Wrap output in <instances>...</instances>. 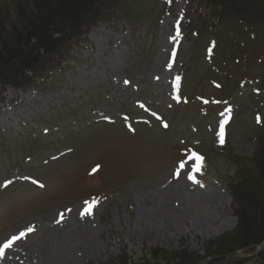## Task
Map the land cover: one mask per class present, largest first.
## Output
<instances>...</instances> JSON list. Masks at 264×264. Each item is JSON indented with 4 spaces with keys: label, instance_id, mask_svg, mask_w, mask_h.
I'll return each instance as SVG.
<instances>
[{
    "label": "rangeland",
    "instance_id": "374dc122",
    "mask_svg": "<svg viewBox=\"0 0 264 264\" xmlns=\"http://www.w3.org/2000/svg\"><path fill=\"white\" fill-rule=\"evenodd\" d=\"M119 3L46 85L0 96V264H132L180 249L195 260L237 225V160L221 144L250 159L264 136V26L250 41L219 36L231 80H255L224 102L203 46L182 33L196 16L187 0L165 15L152 0Z\"/></svg>",
    "mask_w": 264,
    "mask_h": 264
},
{
    "label": "trees",
    "instance_id": "16d2710c",
    "mask_svg": "<svg viewBox=\"0 0 264 264\" xmlns=\"http://www.w3.org/2000/svg\"><path fill=\"white\" fill-rule=\"evenodd\" d=\"M152 1L161 3V12L168 13L179 0ZM119 2L120 0H0V96L7 88L36 90L41 85H46L52 74L63 70L73 50L81 45L92 26L118 16L117 13L121 10ZM186 4L187 9L191 8L190 12L196 13V16L193 19L188 17L182 33L187 36L193 33V43L200 48L203 46L208 57L205 71L212 76L211 81L219 80H216L217 92L220 91V99L226 102L235 87L241 88L253 79L245 74L240 80H231L234 78V68L228 69L230 65L221 59V54L214 52L219 44V36L221 37L223 30V35L226 31L234 30L242 35L241 38L254 40L256 31L264 26V0H187ZM198 18L202 19L201 25L196 23ZM241 40L238 50L242 57L236 58L234 67L246 55L242 48L246 44ZM181 95L186 105L192 103V96L185 92ZM256 144L250 159L244 160L228 151V146H221L231 162L237 160V169L229 177L227 186L237 225L233 231L208 241L205 245V257H216L236 250L251 253L264 240V136ZM185 146L183 151L190 154H204L195 147ZM101 191L103 194L107 192ZM155 251H152L151 258L140 259L132 264H158V256L165 260L162 264H195L204 258L198 256L194 260L192 255L184 257L185 250L180 249L172 251L171 259L168 260L164 254ZM173 253L178 257L182 255L179 262L171 263L174 260ZM102 264L131 262L126 254H121ZM207 264H264V248L249 258L216 257Z\"/></svg>",
    "mask_w": 264,
    "mask_h": 264
},
{
    "label": "water",
    "instance_id": "95a60500",
    "mask_svg": "<svg viewBox=\"0 0 264 264\" xmlns=\"http://www.w3.org/2000/svg\"><path fill=\"white\" fill-rule=\"evenodd\" d=\"M262 248H264V241L261 243V245L258 246V248H257V250L255 251V253H256L257 251L261 250ZM237 256L248 257V256H250V255H248V254H243V253H241V252H239V251L236 250V252H232V253H229V254H226V255H222V256H220V257H236V258H237ZM206 260H208V258H207ZM200 263H202V261H201ZM200 263H199V264H200Z\"/></svg>",
    "mask_w": 264,
    "mask_h": 264
},
{
    "label": "snow or ice",
    "instance_id": "6c2138e0",
    "mask_svg": "<svg viewBox=\"0 0 264 264\" xmlns=\"http://www.w3.org/2000/svg\"><path fill=\"white\" fill-rule=\"evenodd\" d=\"M29 231H31V229H29ZM20 235L22 237L24 235V233L22 232V234H20ZM14 239H15V237H14ZM9 243H11V241ZM5 247H7V245H5Z\"/></svg>",
    "mask_w": 264,
    "mask_h": 264
},
{
    "label": "bare ground",
    "instance_id": "6f19581e",
    "mask_svg": "<svg viewBox=\"0 0 264 264\" xmlns=\"http://www.w3.org/2000/svg\"><path fill=\"white\" fill-rule=\"evenodd\" d=\"M198 262V264L200 263V261H197ZM200 264H203V263H200ZM206 264V263H205Z\"/></svg>",
    "mask_w": 264,
    "mask_h": 264
}]
</instances>
